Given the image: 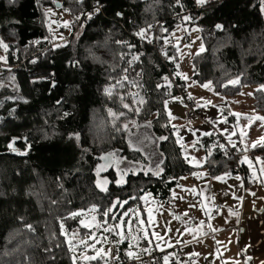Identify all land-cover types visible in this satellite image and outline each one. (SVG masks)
Returning a JSON list of instances; mask_svg holds the SVG:
<instances>
[{
  "label": "trees",
  "instance_id": "trees-1",
  "mask_svg": "<svg viewBox=\"0 0 264 264\" xmlns=\"http://www.w3.org/2000/svg\"><path fill=\"white\" fill-rule=\"evenodd\" d=\"M262 8L261 0H208L202 6L196 0H0V40L8 45L7 51L0 47L6 58L0 60L6 62L0 74V264H83L74 259L63 231L88 232L80 210L95 207L107 224L118 201H127L126 207L151 192L171 202L180 177L201 168L217 176L240 167L248 180L242 151L229 154L219 132L199 139L205 151L201 166L184 156L165 106L177 95L168 93L164 79L168 68L177 70L175 46L166 39L191 17L188 23L200 27L205 42V50L193 56L194 79L211 82L227 96L256 86L251 110L264 115V90H258L264 85ZM54 9L70 17L66 44H56ZM141 29H147L143 37L137 35ZM149 31L166 43L165 61ZM237 78L239 83H228ZM109 110L119 118L114 121ZM228 119L236 123L235 115ZM142 127L157 139L162 159L155 168L130 144L129 136ZM261 152L264 145L251 149L253 157ZM120 157L139 169L125 166L119 174L111 163ZM102 163L108 164L105 189L95 172ZM90 261L100 264L103 258Z\"/></svg>",
  "mask_w": 264,
  "mask_h": 264
},
{
  "label": "rangeland",
  "instance_id": "rangeland-1",
  "mask_svg": "<svg viewBox=\"0 0 264 264\" xmlns=\"http://www.w3.org/2000/svg\"><path fill=\"white\" fill-rule=\"evenodd\" d=\"M50 15L52 16V25L57 35L63 37L64 35L60 32L61 27H64L67 32L72 30V27L69 23V15L65 10L54 9L50 10ZM67 23V26L65 24ZM190 38V43L187 42V38ZM168 41L174 44L175 46V55L173 56L176 64L179 68L181 77L186 82V86L190 95H196L198 93H203L207 98L210 104L219 102L217 107L220 113V116L223 118L222 109L225 108V103H228V106L233 108L235 105L242 104L243 107L238 109H230L229 114L226 115V120L223 118V123H232L238 127V130L246 135L247 141L245 146V151L249 149H254L252 147L253 142H258L261 137H264V123L261 121H247V116H262L264 115L252 109V99L253 91L257 88L256 86H246L244 89L236 96H227L218 93L213 85L211 84L210 88L203 87L206 83H200L196 81L193 77V56L201 52V46L205 50V42L201 34V29L196 24H189L187 19L181 20L169 33L167 36ZM56 41V42H57ZM4 52H1L0 55L3 56ZM5 60V59H4ZM6 64V62H1ZM186 77V78H185ZM219 96V97H218ZM179 97L181 99H174ZM225 100V103L220 101ZM165 104L168 114L171 117L170 121L173 125L179 128L190 127L192 125L185 122L186 118V108L183 97L179 94L166 100ZM165 101V102H166ZM212 113L216 114L218 111L212 109ZM235 115L236 123L230 121L228 117L230 115ZM197 120H194L196 122ZM259 122V123H258ZM249 123H254L252 127L246 129V126H249ZM251 128H254L251 130ZM217 130V129H216ZM214 132H218L219 130ZM211 133V132H205ZM191 139L197 137L194 133H185ZM205 134L199 136L197 142ZM129 140L131 141V146L142 151L149 159L150 163L147 167L155 168L159 165L162 156L157 149V139L148 127H142L135 130L130 136ZM263 143H258L257 146L262 145ZM192 146V144H189ZM256 146V147H257ZM255 147V148H256ZM114 160L113 167L117 170L119 174L122 173V169L125 166L131 167L135 171L139 169L137 164H133L123 158H113ZM203 158L194 159V163H201ZM108 164L102 163L96 167L97 175V184L100 188L105 189L108 186L109 180L107 177L102 175L105 172ZM196 205L192 207L194 211L191 213L187 211L186 208L188 205ZM126 204L120 205L119 209L113 211V218L111 223H113L119 234L123 237L124 240L128 241V246L136 251L140 252V244L146 242L147 249H156L164 247H177L182 244H189V240L193 237H197L202 231L205 230L206 224L200 226L201 222H206L209 218H214L215 215L207 212V210L202 208L201 201L199 198H186V197H177L176 200L172 202H165L156 197L151 192L145 193L141 197V202H137L132 205ZM196 208V210H195ZM125 213H128L125 215ZM79 214L83 217L81 225L84 228L88 229V232L81 234L79 228H74L69 230L63 228V231L66 235L68 244L73 251V257L75 260H82L83 264H95L90 259H85V257H96L92 260H98L100 258H105L108 253V248L101 243V236L103 231V223L95 214V207H89L79 211ZM178 217V218H177ZM97 235H99L97 239ZM162 237V239L158 238ZM209 240L206 241L208 243ZM220 242V241H219ZM87 245V247L85 246ZM238 241L232 246L227 247V253L230 257L229 261L222 262L219 257V251L216 247L214 251L209 252L205 247V241L201 240L198 242H193L187 246L183 247L184 254L188 260L187 264H237L242 260L240 249H238ZM242 243L240 248L242 247ZM220 252H223L219 247ZM245 251V249L243 248ZM246 253V252H245ZM78 256V259L75 257ZM234 262V263H233ZM248 263V262H247ZM76 264H79L76 262ZM101 264V263H100ZM254 264V263H253Z\"/></svg>",
  "mask_w": 264,
  "mask_h": 264
},
{
  "label": "crops",
  "instance_id": "crops-1",
  "mask_svg": "<svg viewBox=\"0 0 264 264\" xmlns=\"http://www.w3.org/2000/svg\"><path fill=\"white\" fill-rule=\"evenodd\" d=\"M166 43H171L168 38ZM172 58L174 59V57ZM176 68V74L185 82L181 77L177 64ZM192 96L198 100L203 109L201 119H197L196 122H187L185 118V122L192 126L184 129L171 123L175 127L177 141L183 146L184 156L191 164L201 166L205 160V151L197 140L203 133H212L217 129L228 142L232 144L238 140L242 142L239 151H242L240 154L242 162L248 166L249 171L248 180L239 172L212 176L207 168H201L191 174L180 177L178 185L172 191V201L176 200L177 197L182 198L183 196L190 199L199 198L202 208L204 207L207 212L210 211V213L215 215L214 218H209L206 222L201 223L200 226L206 224L205 230L188 242L191 244L195 241L204 240L207 250L212 244L209 252L214 251L217 247L220 260L222 262L229 261L230 263L232 261H230L231 259L228 256L227 247L231 244L234 246L238 241V249H240L242 260L237 264H262L264 262V171L259 168V155L257 154L253 157L251 149L245 151L247 137L245 134L242 136L237 126L232 123H223V118L226 120V115L224 109H222L223 118L220 116L219 110H217L219 102L210 104L203 93ZM220 102L225 103V100ZM225 104L224 106L229 111L230 109L236 110L238 107L240 110L243 107L242 104H239L231 108L228 103ZM214 108L218 113H212ZM185 133H194L197 137L191 139L184 135ZM189 144H192V146H189ZM196 158H203V161L194 163ZM216 177H220V179H216ZM237 177L240 179H237ZM247 181L251 182V185ZM212 194H217L220 197V204L212 203ZM186 210L192 213L194 211L192 204L188 205ZM207 240H209L208 243H206ZM241 243L243 246L240 248ZM189 244L179 245L180 250L184 253L183 247ZM147 245L146 242L140 244V249H147ZM219 247L223 252H220ZM172 248L174 247L147 250L165 251Z\"/></svg>",
  "mask_w": 264,
  "mask_h": 264
},
{
  "label": "built area",
  "instance_id": "built-area-1",
  "mask_svg": "<svg viewBox=\"0 0 264 264\" xmlns=\"http://www.w3.org/2000/svg\"><path fill=\"white\" fill-rule=\"evenodd\" d=\"M197 6H202L196 3ZM60 32L64 35L59 37V41L56 44H66L69 41V35L72 33V30L67 32L65 28H62ZM148 36L151 39V44L155 49L161 51L160 55L162 60H166L164 56L163 49L166 48L165 42H158L155 37V32L149 31ZM187 42L190 43V38L188 36ZM6 67V64L0 63V74L3 69ZM16 67V66H15ZM167 80L166 84L168 85V93H176L183 97L185 108H186V121L193 122L194 120L201 119V114L203 112L202 107L198 103V100L191 95L189 98V92L186 87L178 78V75L175 71L168 68L166 74ZM199 104V107L197 106ZM221 144H223L227 149L229 154H234L239 152V148L242 145L240 140L234 142H228L223 136L220 137ZM235 145V147L233 146ZM259 168L264 169V152L259 154ZM238 172L242 174L240 167ZM247 183L251 185V182ZM211 201L215 204H220V197L217 194L211 195ZM101 236V243L107 246L108 253L107 256L103 259L101 264H166L165 257H167V264H187L188 260L185 254L180 250V246L174 247L170 250L157 251V250H147L142 248L138 253L132 250L128 246V242L123 239L119 234L116 226L109 222L103 224V231ZM99 235H97L98 239ZM131 252L132 255L129 256L128 253ZM78 259V256L75 257Z\"/></svg>",
  "mask_w": 264,
  "mask_h": 264
},
{
  "label": "snow or ice",
  "instance_id": "snow-or-ice-1",
  "mask_svg": "<svg viewBox=\"0 0 264 264\" xmlns=\"http://www.w3.org/2000/svg\"><path fill=\"white\" fill-rule=\"evenodd\" d=\"M207 2H208V0H196V3L199 4V5H204V4L207 3ZM177 3H179V0H177ZM261 4L264 5V0H261ZM95 10L98 12V11L100 10V9H99V6H97V8H96ZM262 11H264V8H262ZM117 15H121V14H120V13H117ZM89 18H91V14H89ZM184 19H191V17H184ZM65 26H67V23L65 24ZM149 27H151V25H149ZM216 27L219 29V28H222L223 26L218 24V25H216ZM162 30H163V29H162ZM146 31H147V29H141L140 32L137 33V35H140L141 37H143V36L145 35ZM0 47H3V48L5 49V51H7L8 45H7V44H4L3 41L0 40ZM203 50H204V49H203V46H201V51H203ZM4 59H6V58H5V57H0V60H4ZM135 59H137V57H133V60H135ZM185 78H186V77H185ZM123 79H124V80H127V77L125 76ZM164 79L167 80V77H165ZM228 83H229V84H237V83H239V79L237 78V79H235V80H230ZM117 84L120 85V86H123V81H117ZM225 86H226V85H225ZM113 87H114V86H113ZM158 87H159V86H158ZM203 87H205V88H210V87H211V82H209V83H207V84H204ZM258 90H264V85H261L260 88H259ZM105 92L108 93L109 95H111L112 89H111V88H106V89H105ZM189 98H190V99L192 98L191 95H189ZM121 99H123V98H121ZM174 99H181V98L176 97V98H174ZM140 103H143V100H141ZM209 103H210V102H209ZM165 104H167V101L165 102ZM123 106H124L125 108H130V105H128V104H124ZM197 106L199 107V104H198ZM134 111H137V112H138L139 109H134ZM109 114H110L111 116H113L114 121H115L116 119L119 118V117L117 116V114H116V113H113L111 110H109ZM120 115H124V113H120ZM169 115H171V114H169ZM234 115L239 116V114H234ZM246 119H248L249 121H252V120H261V121H264V117H262V116H254V117H253V116H247ZM149 125H150V122H149ZM123 128H124L125 130H127L128 125L125 124V125L123 126ZM120 130H121V129H117V131H120ZM205 135H210V133H205ZM76 138H77V139L79 138L78 135H77ZM160 139H166V137H161ZM13 143H14V141H13ZM130 143H131V141H130ZM258 143H264V137H261L260 140H259L258 142H253V143H252V147L255 148V147L257 146ZM233 146L235 147V145H233ZM9 147L12 148V144H9ZM13 151H15L14 148H13ZM22 154H23V153H22ZM114 155H115L114 153H109V154H108L109 157H112V156H114ZM250 166H251V165H250ZM262 171H264V169H262ZM155 174H156V175H159L160 173H159V171H157ZM216 179H220V177H216ZM237 179H240V178L237 177ZM174 195H175V194H174ZM253 195H255V193H253ZM117 203L120 204V205L122 206V204H126L127 201H123L122 203L118 201ZM192 207H195V205H192ZM109 211H111V209H109ZM127 214H128V213H125V215H127ZM71 215H72L73 217H75L76 215H78V213H72ZM105 215H107V213H105ZM177 218H178V217H177ZM201 223H203V222H201ZM28 227L31 228L30 225H28ZM209 227H211V226H209ZM158 238L162 239V237H158ZM85 246L87 247V245H85ZM145 251H147V249H145ZM128 255L131 256L132 253L129 252ZM95 258H96V257H85V259H95ZM167 259H168V258L165 257V262H166V264H167ZM262 264H264V262H262Z\"/></svg>",
  "mask_w": 264,
  "mask_h": 264
},
{
  "label": "water",
  "instance_id": "water-1",
  "mask_svg": "<svg viewBox=\"0 0 264 264\" xmlns=\"http://www.w3.org/2000/svg\"><path fill=\"white\" fill-rule=\"evenodd\" d=\"M56 5H57L58 7H61V6H62L61 1H57ZM14 152H17V151H14ZM90 260H91V259H90ZM90 260H88V261H90Z\"/></svg>",
  "mask_w": 264,
  "mask_h": 264
}]
</instances>
